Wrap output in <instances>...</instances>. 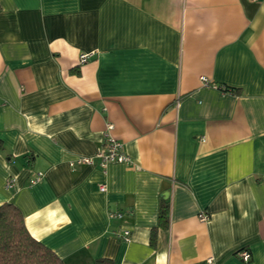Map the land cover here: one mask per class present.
I'll return each mask as SVG.
<instances>
[{
  "label": "crops",
  "instance_id": "1",
  "mask_svg": "<svg viewBox=\"0 0 264 264\" xmlns=\"http://www.w3.org/2000/svg\"><path fill=\"white\" fill-rule=\"evenodd\" d=\"M5 201L64 264H264V0H0Z\"/></svg>",
  "mask_w": 264,
  "mask_h": 264
},
{
  "label": "trees",
  "instance_id": "2",
  "mask_svg": "<svg viewBox=\"0 0 264 264\" xmlns=\"http://www.w3.org/2000/svg\"><path fill=\"white\" fill-rule=\"evenodd\" d=\"M224 90L230 87H222ZM170 205L163 200L159 211V226L168 223ZM156 227L150 242L155 241ZM0 264H64L49 247L34 238L24 223L20 209L11 201L0 204ZM94 264H113L108 258H98Z\"/></svg>",
  "mask_w": 264,
  "mask_h": 264
},
{
  "label": "built area",
  "instance_id": "3",
  "mask_svg": "<svg viewBox=\"0 0 264 264\" xmlns=\"http://www.w3.org/2000/svg\"><path fill=\"white\" fill-rule=\"evenodd\" d=\"M88 56H89L88 52H81L78 56L79 63L80 64L84 63L87 60ZM201 81L205 85L209 84L208 80L204 76H201ZM111 127H112L111 124H107L104 140L94 156H77L69 161V165L72 168H75L76 166L83 164H88V165L97 164L100 167H105L109 162H114V161L123 162L126 164L132 163L131 158L124 151L123 143L117 140L116 138H114L111 134H109L108 131L109 129H111ZM41 177H42V173L38 172L35 177L30 179V183L31 184L36 183L41 179ZM5 186L6 188H12L13 186L12 181L10 179H7ZM99 189L104 190L105 185H100ZM127 214L128 211H110L109 217L121 218ZM198 218L202 221H205L208 218V216L204 212H200L198 214ZM113 233L120 240L123 241L130 240L131 232L126 227H121L115 230ZM240 254L245 261H247L250 258V254L246 250H242Z\"/></svg>",
  "mask_w": 264,
  "mask_h": 264
}]
</instances>
